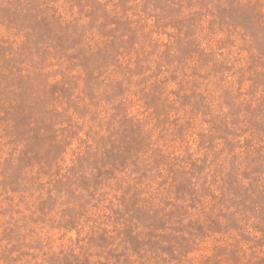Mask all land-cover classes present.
<instances>
[{
	"label": "rangeland",
	"instance_id": "374dc122",
	"mask_svg": "<svg viewBox=\"0 0 264 264\" xmlns=\"http://www.w3.org/2000/svg\"><path fill=\"white\" fill-rule=\"evenodd\" d=\"M0 264H264V0H0Z\"/></svg>",
	"mask_w": 264,
	"mask_h": 264
}]
</instances>
